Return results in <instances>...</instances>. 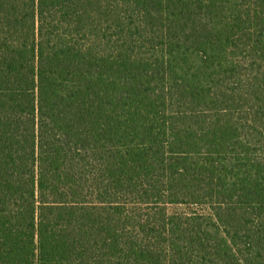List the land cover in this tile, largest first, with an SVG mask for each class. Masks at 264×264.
I'll return each mask as SVG.
<instances>
[{"label": "trees", "instance_id": "16d2710c", "mask_svg": "<svg viewBox=\"0 0 264 264\" xmlns=\"http://www.w3.org/2000/svg\"><path fill=\"white\" fill-rule=\"evenodd\" d=\"M0 264H264V0H0Z\"/></svg>", "mask_w": 264, "mask_h": 264}]
</instances>
